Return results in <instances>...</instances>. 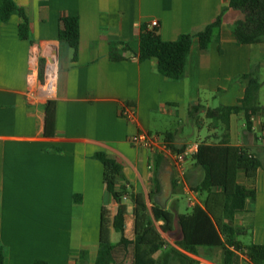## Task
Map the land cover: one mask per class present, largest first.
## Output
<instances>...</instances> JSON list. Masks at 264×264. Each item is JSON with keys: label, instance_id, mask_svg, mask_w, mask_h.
Returning <instances> with one entry per match:
<instances>
[{"label": "crops", "instance_id": "obj_1", "mask_svg": "<svg viewBox=\"0 0 264 264\" xmlns=\"http://www.w3.org/2000/svg\"><path fill=\"white\" fill-rule=\"evenodd\" d=\"M13 2L28 18L30 39L20 35L19 13L6 21L0 13V240L6 264H96L102 220L113 221L119 209L107 190L105 167L97 154L119 165L123 181L118 188H126L123 203L130 214L135 207L131 195L141 197L148 208L163 207L165 174L172 192L163 208L171 206L178 213L171 201L180 193L187 196L190 211L191 200L202 205L193 188L204 171L192 156L181 171L176 152L166 142L167 150L162 145L150 150L134 145L132 138L147 132L165 141V135L172 134L171 144L177 149L221 141L223 127L209 119L207 111L237 105L246 93L242 77L255 66L261 82L264 71V44L243 45L232 37V26L245 14L227 10L216 39L202 50L198 33L230 0ZM66 17L79 20L77 51L59 40ZM153 20L159 22L166 42L193 36L180 81L162 75L154 60L139 59L141 29ZM114 52L122 58L114 59ZM50 64L58 79L55 95L46 99L40 86ZM31 78L36 80L34 88ZM125 107L137 112V122L122 118ZM182 118L198 129L200 139H186ZM206 124L210 125L201 139ZM229 124L228 143L262 163L255 180L239 173V183L256 188L257 198L237 214L234 224L245 230L242 235H250L245 245H264V112L252 119L251 130L244 113L232 115ZM119 232L112 228V243H118L114 236ZM164 238L174 245L181 236L176 228ZM190 257L198 264H225L221 249H201L200 256ZM231 264L249 263L235 253Z\"/></svg>", "mask_w": 264, "mask_h": 264}, {"label": "trees", "instance_id": "obj_2", "mask_svg": "<svg viewBox=\"0 0 264 264\" xmlns=\"http://www.w3.org/2000/svg\"><path fill=\"white\" fill-rule=\"evenodd\" d=\"M1 18L6 21L14 13L22 17L20 35L30 39V26L25 13L13 0H0ZM234 9L245 14L243 20L237 21L231 29L233 39L243 45L264 44V0H230L222 14L210 25L198 33L200 47L206 50L216 39L222 26L224 13ZM59 40L69 44L77 51L80 41V26L77 17H66L59 32ZM193 36L181 35L178 40L166 42L160 35L159 28L144 25L139 35L140 61L154 60L158 71L166 78L180 81L186 74L188 57ZM113 57L119 60L116 52ZM41 62V70H44ZM246 85V93L235 106H220L207 111L209 119L221 123L223 134L218 144L206 141L199 145L192 156L195 164L204 171V178L193 190L203 200L202 205L194 206L187 214H176L158 204L148 208L141 197L131 195L135 205L130 214L123 203L126 188H118L123 181V174L115 160L105 154H97L105 167V184L108 192L119 204L118 213L113 221L103 219L100 230L99 252L96 264H198L190 256H200L201 249H221L225 264H231L235 253L247 257L249 264H264V245H245L237 239L245 230L235 226V218L239 212L246 210L249 202L257 198L256 188H247L239 183V173L244 172L249 180H255L262 163L249 151L228 143L230 117L244 113L246 126L252 129V119L264 112L259 101L262 87L255 66L249 74L242 77ZM199 108H194L198 110ZM169 148L182 152L171 144L172 134L164 138ZM112 228L121 233V240L114 244L111 240ZM178 229L181 238L174 245L168 243L164 235L173 234ZM5 249L0 240V264L5 262ZM34 264H47L37 261Z\"/></svg>", "mask_w": 264, "mask_h": 264}, {"label": "built area", "instance_id": "obj_3", "mask_svg": "<svg viewBox=\"0 0 264 264\" xmlns=\"http://www.w3.org/2000/svg\"><path fill=\"white\" fill-rule=\"evenodd\" d=\"M150 28H160V24L157 20H153L150 24H149ZM45 80L43 81V83H41L40 86V91L41 94L44 98L46 99H50L55 95L56 92V84H57V71L55 69L54 64H50L46 67L45 73ZM35 81L34 78L30 79V86L32 88L35 87ZM32 92H35L32 89ZM121 116L122 118H124L125 120H127L130 123H135L138 120V114L136 111H134L131 107H125L122 109L121 112ZM132 143L134 145L137 146H142L145 148H148L150 150H154L156 149L159 145H162L164 147L165 150H167V145L165 143V141H163L159 136H153L147 132H140L137 135H135L132 138ZM199 148V145H195L191 148L185 149L182 152H176L175 155V160L178 164V167L180 168L181 171H184L183 166L185 164V162L187 161V159L191 156H193L197 150ZM127 197H124L123 200H126ZM191 203L193 206H196L198 204H196L195 200H191Z\"/></svg>", "mask_w": 264, "mask_h": 264}, {"label": "rangeland", "instance_id": "obj_4", "mask_svg": "<svg viewBox=\"0 0 264 264\" xmlns=\"http://www.w3.org/2000/svg\"><path fill=\"white\" fill-rule=\"evenodd\" d=\"M260 62H261L260 54L256 53L255 54V63L259 64ZM261 82H262V87H261V90L259 92V100H260L261 104L264 105V71H262V70H261ZM188 122H189V119L183 120V118H182V120H181V125L184 128V130H185L186 139H188L189 141L190 140L191 141H195V140L200 139L199 138L198 129H196V131H195L193 126H192V124H189ZM209 125L210 124L203 125L202 134H201L202 138L201 139H203L204 135L207 133ZM171 202L174 203L177 206L178 213H176L175 210L173 209V207H171V206H170L169 210L172 211V212H175L176 214L183 215V214H187L190 211V208H189V205H188V202H187V196L185 194H183V193L174 194L173 197H172V201ZM164 236L166 237L168 235L166 234ZM114 237L117 238L116 241L119 242L120 238H121L120 232L118 234H116ZM237 239L239 241L245 243V244H248L250 242V240H251V237H250V235H242V234H240V235L237 236ZM126 264H130V262H127Z\"/></svg>", "mask_w": 264, "mask_h": 264}, {"label": "water", "instance_id": "obj_5", "mask_svg": "<svg viewBox=\"0 0 264 264\" xmlns=\"http://www.w3.org/2000/svg\"><path fill=\"white\" fill-rule=\"evenodd\" d=\"M162 206L165 207L166 200L170 197L172 192V182L170 180L169 174H165L162 179Z\"/></svg>", "mask_w": 264, "mask_h": 264}]
</instances>
